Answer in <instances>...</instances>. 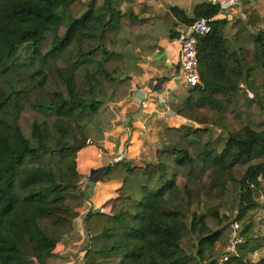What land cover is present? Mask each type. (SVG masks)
<instances>
[{
    "label": "trees",
    "instance_id": "1",
    "mask_svg": "<svg viewBox=\"0 0 264 264\" xmlns=\"http://www.w3.org/2000/svg\"><path fill=\"white\" fill-rule=\"evenodd\" d=\"M125 2L0 0V264H48L72 231L85 199L83 146L68 147L101 132L99 116L137 60L126 33L145 22L123 11ZM219 12L212 3L197 5L193 18L170 9L167 17L186 26L212 25L197 39L201 83L177 110L188 124L165 128L155 163L120 161L103 176L124 186L111 215H88L85 264H221L218 245L231 226L202 204L236 195L240 224L264 210V28L230 43ZM253 234L252 222L241 225L245 242L224 264H255L247 258L264 239Z\"/></svg>",
    "mask_w": 264,
    "mask_h": 264
},
{
    "label": "crops",
    "instance_id": "2",
    "mask_svg": "<svg viewBox=\"0 0 264 264\" xmlns=\"http://www.w3.org/2000/svg\"><path fill=\"white\" fill-rule=\"evenodd\" d=\"M202 3L214 4V0H132L123 4L124 11L132 10L145 22L138 34L126 33L127 51H133L137 60L118 100L99 116L101 132L92 134L89 143L77 153L79 185L85 199L76 209L71 233L58 243L48 264H77L78 255L87 252L89 238L83 206L88 203L109 207L112 211L124 186L122 179L102 181L113 159L124 153V164L155 163L159 149L165 144V128L188 124L177 114L189 90L179 66L178 38L186 25L167 15L172 7H178L193 18L195 7ZM219 5L215 20L224 22L223 32L230 43L241 33L253 34L256 28H264V0H221ZM107 168V172H98ZM224 250L225 247L220 257ZM253 258L255 254L247 261L256 264L264 260L256 262Z\"/></svg>",
    "mask_w": 264,
    "mask_h": 264
},
{
    "label": "built area",
    "instance_id": "3",
    "mask_svg": "<svg viewBox=\"0 0 264 264\" xmlns=\"http://www.w3.org/2000/svg\"><path fill=\"white\" fill-rule=\"evenodd\" d=\"M221 0H214V4L219 5ZM220 6V5H219ZM211 20L200 18L197 19L191 26H186L185 30L180 33L178 38L180 43L179 51V66L185 82V85L190 89L200 85L199 61L197 52V39L211 33ZM125 160L123 153L117 158H114L112 164ZM264 201V200H263ZM109 207H96L91 204L83 206L82 211L88 217L89 214H104L111 215L112 211ZM264 211V210H263ZM87 219V218H86ZM87 230V228H86ZM241 224L237 221L231 224V234L225 246L224 253L220 257V263L224 264L229 261L232 256L238 255V248L245 242L244 237L240 235ZM88 233V231H87ZM89 236V235H88ZM86 253H80L75 260L77 264H85Z\"/></svg>",
    "mask_w": 264,
    "mask_h": 264
},
{
    "label": "rangeland",
    "instance_id": "4",
    "mask_svg": "<svg viewBox=\"0 0 264 264\" xmlns=\"http://www.w3.org/2000/svg\"><path fill=\"white\" fill-rule=\"evenodd\" d=\"M85 2H88L89 0H83ZM124 11V9H123ZM121 38L124 39V31L121 35ZM120 51L124 52V42L121 43V46L119 48ZM39 64L36 63V65H34L33 67H31L27 72L28 73H32L35 72L39 69ZM26 71V69L24 70V72ZM19 74V73H17ZM21 84H23V82H21ZM122 93V90L119 92V94ZM263 185V190L262 192H264V183ZM238 207V197L235 195L233 200H231L227 205L224 204H220L218 201H214V202H207L202 204L201 206V211L203 213H207L209 210H219L221 216H223V220H224V224L222 225L223 227L228 226V230H230V226L231 223L236 220V209ZM224 216H229L230 219H227L228 221H226V217ZM248 222H252L253 223V227H254V234L256 235L255 239H259L261 241H263L264 239V212L263 210L258 211L256 214H249L243 221H242V226L245 227L246 225H248ZM229 233V231H228ZM228 236L224 237L223 240L221 241V247L220 250L222 251L223 247H225V245L227 244L228 241ZM256 262L261 261L262 259H264V248L260 251H258L257 253H255V258H253Z\"/></svg>",
    "mask_w": 264,
    "mask_h": 264
},
{
    "label": "water",
    "instance_id": "5",
    "mask_svg": "<svg viewBox=\"0 0 264 264\" xmlns=\"http://www.w3.org/2000/svg\"><path fill=\"white\" fill-rule=\"evenodd\" d=\"M209 129H215L214 127H212V126H209L208 127ZM89 143V139L85 136V135H83V136H81L79 139H75L74 141H73V143L68 147V149L69 150H71V149H77V148H80L81 146H83V145H86V144H88ZM107 170H109V168H107V169H104V170H100V171H98L99 173H103V172H107ZM96 180V179H95ZM96 181H99V179H97Z\"/></svg>",
    "mask_w": 264,
    "mask_h": 264
}]
</instances>
